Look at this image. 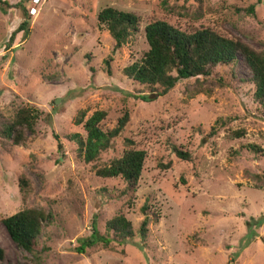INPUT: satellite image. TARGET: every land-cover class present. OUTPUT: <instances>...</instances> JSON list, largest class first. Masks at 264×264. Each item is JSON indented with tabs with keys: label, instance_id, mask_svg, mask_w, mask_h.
<instances>
[{
	"label": "rangeland",
	"instance_id": "1",
	"mask_svg": "<svg viewBox=\"0 0 264 264\" xmlns=\"http://www.w3.org/2000/svg\"><path fill=\"white\" fill-rule=\"evenodd\" d=\"M2 1L21 7L0 11V129L25 105L42 117L23 146L0 136V264H264V114L241 58L149 102L139 99L149 89L121 73L148 50L144 27L154 21L181 30L208 27L264 53V0H45L30 17L28 37L18 33L10 43L29 0ZM105 8L140 20L138 33L118 50L96 19ZM99 110L106 113L102 130H112L124 113L129 122L87 164L69 137L85 138L74 124L79 111L87 118ZM238 130L243 137H230ZM125 139L146 153L135 189L120 177L95 174L121 157ZM175 149L190 160L178 159ZM20 178L29 185L24 192ZM25 208L48 216L33 254L17 248L1 224ZM152 213L157 222L141 239L138 229ZM118 214L130 222L133 238L75 251L94 222L112 238L106 223ZM258 219L257 237L245 245L246 222Z\"/></svg>",
	"mask_w": 264,
	"mask_h": 264
},
{
	"label": "trees",
	"instance_id": "2",
	"mask_svg": "<svg viewBox=\"0 0 264 264\" xmlns=\"http://www.w3.org/2000/svg\"><path fill=\"white\" fill-rule=\"evenodd\" d=\"M30 1V0H29ZM19 4H9L0 0V11L5 13L8 9H18ZM24 18L18 28L12 32L9 43L18 33L23 34L26 39L29 35L30 17L26 10L22 9ZM248 15H254L255 7L252 5L247 10ZM97 22L109 34L114 42V50L120 49L127 43L129 38L139 31L140 20L137 15L130 12H122L113 8H105L96 16ZM144 39L148 50L142 58L124 67L121 73L133 83L145 86L149 89L147 95L140 96L143 102H149L153 97L165 96L180 81L191 79L208 78L218 67H234L237 59L241 58L242 64L249 72L247 82L253 86L252 98L257 107L264 114V53L256 52L250 47L240 42L226 38L208 27L191 28L181 30L165 21H154L144 27ZM106 64L108 65L107 61ZM233 72V71H232ZM109 73V72H108ZM220 87L227 84L219 83ZM206 90L204 93H210ZM86 111H79L74 120L76 126L82 125L85 138L74 134L69 137L77 147V155L85 163H91L98 155L107 150L111 141L123 132L129 122L128 113H124L117 121L112 130H102L100 123L106 117L104 111H95L91 116L85 118ZM42 112L30 105L19 107L13 114L10 121L1 126L0 136L12 142L14 146H23L26 142V133L30 136L36 134L35 127ZM242 130L233 131L232 138L243 137ZM58 142L57 148L62 150L59 138L54 135ZM124 144L127 149L123 151L121 157L110 161V163L98 169L96 176L103 179L122 178L127 185L135 189L143 171L146 153L143 150L135 149L133 142L125 139ZM253 153L261 152L257 146H247ZM178 159L189 161L187 152L174 150ZM166 168L168 166H165ZM28 182L20 178L19 187L21 192L28 188ZM148 210L145 204L141 211ZM43 212L25 208L17 213L1 220L7 235L17 248L28 253H34L37 239L41 235L43 223L47 220ZM155 214L152 217L145 216L138 234L141 239L146 237L147 226L152 222H157ZM263 219L246 222L247 232L242 241L245 245L250 244L257 237L256 228L261 227ZM106 228L112 234V238L101 236L98 233L95 222L91 226V234L87 238L77 240V253H84L86 248L94 247L97 244L108 246L111 242L119 244L125 243L133 238L134 232L130 222L123 214L114 216L106 223ZM2 259V251H0ZM26 264V263H24Z\"/></svg>",
	"mask_w": 264,
	"mask_h": 264
},
{
	"label": "built area",
	"instance_id": "3",
	"mask_svg": "<svg viewBox=\"0 0 264 264\" xmlns=\"http://www.w3.org/2000/svg\"><path fill=\"white\" fill-rule=\"evenodd\" d=\"M45 0H30L28 5L29 17L36 18L40 13V8L43 6Z\"/></svg>",
	"mask_w": 264,
	"mask_h": 264
}]
</instances>
